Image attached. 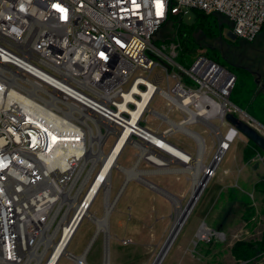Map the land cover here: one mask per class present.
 Masks as SVG:
<instances>
[{"label":"built area","instance_id":"built-area-1","mask_svg":"<svg viewBox=\"0 0 264 264\" xmlns=\"http://www.w3.org/2000/svg\"><path fill=\"white\" fill-rule=\"evenodd\" d=\"M193 9L224 16L230 31L248 42L264 26V0H0V264H44L53 250L44 241L52 236L53 242L60 239L64 224L59 225L66 211H73L66 222H75L70 243L100 191L104 206L107 195L119 199L128 183L126 170H146L142 163L156 168L162 157L184 168L195 155L189 146L169 138L178 132L191 138L196 156L199 142L186 131L170 132L173 124L183 122L188 128L208 124L213 129L212 120L224 121L229 112L237 114L239 108L229 99L236 79L230 70L203 55L184 67L175 60L176 46L167 53L154 42L155 33L171 15L183 17ZM158 65L167 71L166 88L160 86L164 79L160 73L150 78ZM174 66L181 69L180 74H170ZM210 74L216 81H209ZM150 86L148 103L139 111L137 102L127 95L142 101L143 94L132 92L133 88L148 92ZM156 94L182 118L174 120L152 108ZM212 100L224 104V115L199 119L197 115L211 108ZM147 113L168 126L160 130V124L149 125ZM231 131H235L233 137L239 134L232 125ZM51 132L58 138L52 146ZM196 133L207 150L205 138ZM124 134L128 139L107 180L105 176L89 198L101 167L100 161L93 167L99 144L91 137L102 136L101 150L106 155ZM112 135L116 140L105 152L103 142ZM161 143L181 155L164 151ZM127 144L134 147L135 160L123 167L119 159ZM219 148L218 138L212 161L217 157L221 161ZM47 162L58 167L46 173ZM114 168L125 173V180L112 198ZM215 170L216 166L208 172L209 178ZM66 252L56 264L62 256L74 260L76 255Z\"/></svg>","mask_w":264,"mask_h":264},{"label":"rangeland","instance_id":"rangeland-1","mask_svg":"<svg viewBox=\"0 0 264 264\" xmlns=\"http://www.w3.org/2000/svg\"><path fill=\"white\" fill-rule=\"evenodd\" d=\"M208 22L213 29V36L205 37L198 32L202 37V45L196 43L190 33L192 26L197 25L195 11H190L182 17V30L189 32L187 38L181 42L165 41L164 39L172 38L176 32L175 27L169 24L160 29L154 42L158 47L164 46L163 49L167 53L176 46L178 55L175 60L184 67H190L199 55H204L237 75L242 91L240 97L235 94L233 96V99L242 106L235 104L239 108L237 115L264 134V123L260 121V119L264 120V117L257 107L252 109L247 103L251 89L258 85L256 76L231 63L219 47H213L215 39L219 38L232 45L254 48L250 53L253 56L258 54V60H263L260 69L262 71L264 70V30L256 41L248 44L242 43L241 38L233 39L229 35L231 24L226 19L221 20L218 15L211 14ZM192 48L199 49L195 53ZM139 72L136 71L134 75ZM155 73L163 75L164 79L160 86L166 88L167 71L158 65L150 78H153ZM172 73L180 74L181 69L174 66L170 70V74ZM143 75H147V72ZM132 78L125 88H128ZM173 83L174 79H172ZM257 100L260 104H264L263 91ZM151 107L174 120L182 118L174 106L168 107L166 100L160 94L154 96ZM146 116L149 125L160 124V130L168 126L166 121L161 122L160 118H155L151 113H147ZM212 122L219 127V132L222 134H225L230 127L226 120L222 121L219 118ZM206 125L193 124L189 127L205 138L207 150L205 149L206 153L202 160L206 166H209L217 151L219 135L212 126L213 129ZM169 139L176 144L189 146L190 148H187L196 157V146L191 138L178 132ZM115 140V135L110 136L106 144L104 140L105 152L109 151ZM101 144L100 140V149ZM252 144L242 133L237 134L218 162L214 175L206 178L205 186L198 192L199 197L193 203L179 231L164 250L159 264H257L264 257L263 252L251 260H241L231 251L237 240H258L264 232V190L255 189V184L264 180V152L257 151L248 161L241 159L243 149L252 148ZM163 150L167 151L165 148ZM134 154V147L127 144L121 153L119 163L123 167L131 166L135 160ZM140 167L146 169L142 179L138 178L142 182L136 179L129 180L119 199L115 195L125 180V173L119 168L113 169L111 197L115 198L109 197V199L115 200L116 203L109 214L107 231H98L96 222L91 218L94 216L101 218L105 214L104 195L100 191L92 204L91 213L82 220L69 243L67 250L74 255H80L89 245L92 236L94 237L92 238L94 242L87 250L86 264H104L106 235L109 242L108 264H152L170 234L178 204L186 207L191 199L193 176L186 170L187 165L183 168L178 163H172L171 170L168 171L157 170L158 167L146 163L140 164ZM230 170H232L231 174ZM146 172H149L148 179L154 183L144 178ZM200 173L204 175L203 169ZM72 216L73 211L69 210L68 219ZM204 225L210 229V233L201 238L198 233L200 227ZM57 264L75 263L71 258L62 256Z\"/></svg>","mask_w":264,"mask_h":264},{"label":"bare ground","instance_id":"bare-ground-1","mask_svg":"<svg viewBox=\"0 0 264 264\" xmlns=\"http://www.w3.org/2000/svg\"><path fill=\"white\" fill-rule=\"evenodd\" d=\"M208 79H209V81H216L215 75H211V74L208 75ZM227 80H228V78H225L223 83L221 84L220 90L223 93L226 91ZM152 87L153 86H150V91H148V92H143L138 87L133 88L132 92H140L141 94H143L144 97H143L142 101L140 99H137L132 94H128L127 98H132L133 101L137 102L138 110L140 111L141 109H143V107H145L147 105V103H148L147 96L151 92ZM210 105H211V108H209V106H207L201 110V112L199 114L200 116L197 115V117L199 119L204 120V121H208L210 118H212L215 115H218L220 117H222L224 115V113H225L224 104H221L218 102L216 103L212 100L210 102ZM136 114L137 113H135L134 115L136 116ZM212 127L214 128V130L219 135L220 148L218 151V156L222 157L223 154L225 153V151L231 145V144H229L230 139L232 138L231 141H233L234 138L237 136V133L233 137V135L235 134V131L229 132V129H228L225 134H221L219 132L218 127H216L214 125H212ZM178 129L186 131L190 135L194 136L195 139H197L199 142V147H198L199 150H198L197 156L193 157V159L187 164V168H186V170L190 171L192 173V176H193V183H192L193 185H192V191H191V198L192 199H191V202L186 207H183L180 204H178L177 211H176V217H175L174 223L172 225V228L170 230V234H169L165 244L161 248L160 252L158 253L157 257L155 258V260L152 264H159L164 250L170 244V241L175 237L176 233L179 231L182 222L189 215L190 210L193 206V203L195 202V200L200 195V193L198 194V192L204 186V183L206 182V178L209 176V173L206 174V169L208 168V166H206L202 160L204 153H205L203 139L201 138V136L198 135V133H196V131H193L191 128L186 127L185 123H183V122L173 124L172 131H175ZM172 131H170V132H172ZM225 136H227V139L224 138ZM50 138H51L50 142H51V146H52V144H53L52 142H54L55 140H58V138H57L56 134H53L52 132H51ZM101 138H102L101 135H93L91 137V140L94 141V143L100 144V140H102ZM127 139H128V135L124 134L121 137V139L118 141V143H116L114 145L113 149L109 153H107L106 155L103 154V151L100 149V146H99V149L94 152V154H93V162H94L93 166H95L96 163L98 161H100L101 167H100L99 179L93 184L92 191L89 194V198H91L92 193L94 192L95 189H97L99 187L102 179L105 176H106V180H107L109 172H110V167L112 165H115V157L120 152L124 141H126ZM161 144H162L161 148L162 149L165 148L169 153L172 152V153L181 155L180 152L175 150L169 144H165V143H161ZM170 161H171V159H164L163 157L158 158V161H157L158 169L157 170H159V169H163V171L171 170V167H169ZM219 161L220 160L217 157L212 161L211 165L213 167H215V166H217ZM59 166H61V168H65V165L60 163V162H59ZM56 167H58L57 163L47 162L44 171L46 173H51L52 171H54V169H56ZM202 169L204 171V175H202L200 173ZM126 171H127V180L128 181L131 179H134V178H141L142 179L143 174L145 173V170L137 171L135 168L134 169H128ZM144 178H146V177L144 176ZM115 203H116V201L110 200L109 195H107L106 202H105V208H104V210H105L104 216L101 218L100 217L99 218L92 217L97 224L98 231H102V230H104L105 232L107 231V227H108V223H109V214L111 213V210L113 209ZM77 210H78V205L75 207L76 212H77ZM68 212H69V210L66 211V213L64 214V217L62 218L60 225H59V226H61L64 224L60 239L57 242H53V239H52L53 236H52V238H50V240H47L46 242L44 241V243L46 244V248H48L49 246H53V250H52L51 254L49 255V258L47 259V261L44 264H56L57 260L61 256V254H68L66 252V250H67V247L69 245V241H70L69 239L71 237V231H73V227L75 224V222H74L73 225H71L72 220H67V222H66ZM85 214L87 215L89 213L86 212ZM205 225L201 226L199 229L198 236H200L201 238L205 237V234L207 236L210 233V229L208 227H206ZM57 229L58 228H56V231H57ZM98 231H97V233H98ZM93 239H94V237H93ZM93 239L91 240V244L93 243ZM73 258H74V261H76V264H78V263L79 264H86L85 254L80 255V256H74Z\"/></svg>","mask_w":264,"mask_h":264},{"label":"trees","instance_id":"trees-1","mask_svg":"<svg viewBox=\"0 0 264 264\" xmlns=\"http://www.w3.org/2000/svg\"><path fill=\"white\" fill-rule=\"evenodd\" d=\"M191 11H195L197 13V25L196 26H192V29H191L190 33H191L192 37L194 38L195 42L200 44V45H202V41H201L202 37H201V34H198V32H201L205 37L206 36H210V35L213 36V29L211 28L210 23L208 22V17L211 14H207L204 11L197 10V9H193ZM216 15H218V17L221 20L225 19V17L220 15V14H216ZM169 24H170L171 27H175V31L176 32H175V35H173L172 38L164 39L165 41H169V40L173 41L174 40V41L181 42V40H184L189 35V32L187 33L186 30H182V16H180V15H171L169 17L168 21L165 24H163L160 27V29L163 26L169 25ZM160 29L155 33V36L160 31ZM263 30H264V26L262 27L260 33ZM260 33L257 36V38L260 36ZM155 36H154V39H155ZM257 38L254 41H256ZM254 41H252V42H254ZM198 49L199 48H192V50L195 53H197ZM221 51L223 52L225 57L231 63L239 65L241 68H244L247 72L250 71L246 66H244V61L242 62L238 58L237 59H233V58H231V56H228V53H226L224 50H221ZM249 73L251 74V72H249ZM235 76H236L235 83H234V86H233V89L231 91L229 99H230V101L232 103L238 104L240 107H242L236 100L233 99L234 94L237 97H240L241 94H242V91H241V88H240V84H239V78H238L237 75H235ZM261 93H262V91H260L258 89V85H256L253 89H251V94L248 97L247 103L249 104V107H251L252 109L254 107H257L259 109V113L264 117V104H260L258 102V100H257L258 97L261 95ZM260 121L262 123H264V120L260 119ZM260 150L261 149L254 143L252 144V148H247V147L244 148V160L245 161L250 160L253 156H255V153L257 151H260ZM255 189L261 190V191L264 190V180H261V181L257 182L255 184ZM231 251H232L233 255L236 258L241 259V260H251L254 257H257L260 253L264 252V232H263L261 238L258 239V240H237L233 244V246L231 248Z\"/></svg>","mask_w":264,"mask_h":264},{"label":"water","instance_id":"water-1","mask_svg":"<svg viewBox=\"0 0 264 264\" xmlns=\"http://www.w3.org/2000/svg\"><path fill=\"white\" fill-rule=\"evenodd\" d=\"M229 35L232 38H236V36L231 31H229ZM255 73L257 74V76H256L257 84H259L261 74L258 72H255ZM232 75H234V73L230 74V76H232ZM262 89H264V84H262ZM225 118H226L227 122L236 129L237 132L242 133L244 136H246L250 141H252L254 144H256L264 152V134H262L256 127H254L250 122L244 120L243 118H241L240 116H238L237 114H235L233 112L227 113ZM212 168H213V166L210 165L208 167L206 174ZM161 189H163V188H161ZM191 199L189 200L188 204L191 202ZM188 204H187V206H188ZM108 246H109L108 236L106 235L104 264L108 263ZM87 247H88V245H87ZM87 247H86V249H87ZM86 249H85L83 254H85ZM257 264H264V257Z\"/></svg>","mask_w":264,"mask_h":264},{"label":"flooded vegetation","instance_id":"flooded-vegetation-1","mask_svg":"<svg viewBox=\"0 0 264 264\" xmlns=\"http://www.w3.org/2000/svg\"><path fill=\"white\" fill-rule=\"evenodd\" d=\"M233 39H237V37ZM243 42L250 44L245 40H242V43ZM214 43L215 44H213V47H219V49L224 50L226 53H228V56H231V58H238L240 61H244V66H246L255 76H257L255 72L260 73V83L258 84L260 86L259 90H262L264 92V89H262V84H264V70L260 71V69L262 68L261 65L263 63V60H258V54H255V56H253L250 53V51H253L254 48H244L239 45H232L228 42H224L219 38H216Z\"/></svg>","mask_w":264,"mask_h":264},{"label":"crops","instance_id":"crops-1","mask_svg":"<svg viewBox=\"0 0 264 264\" xmlns=\"http://www.w3.org/2000/svg\"><path fill=\"white\" fill-rule=\"evenodd\" d=\"M243 151H244V149H243ZM241 159H243L244 160V152L242 153V155H241ZM231 172H232V170H230V174H231ZM228 175H229V173H228ZM225 190V189H224ZM93 238V237H92ZM92 238H91V240H92ZM91 240H90V243H89V245H88V247H87V249H86V252H85V260H87L86 259V254H87V250L88 249H90V247H91ZM94 242V241H93ZM84 253V252H83ZM83 253L82 254H80V255H83ZM80 255H76V256H80ZM73 262L75 263V261L73 260ZM76 264V263H75ZM108 264V263H107Z\"/></svg>","mask_w":264,"mask_h":264},{"label":"snow or ice","instance_id":"snow-or-ice-1","mask_svg":"<svg viewBox=\"0 0 264 264\" xmlns=\"http://www.w3.org/2000/svg\"><path fill=\"white\" fill-rule=\"evenodd\" d=\"M53 7L56 8V9H58V10H60L61 12H65L66 11L63 8H60V6L58 4H54Z\"/></svg>","mask_w":264,"mask_h":264}]
</instances>
